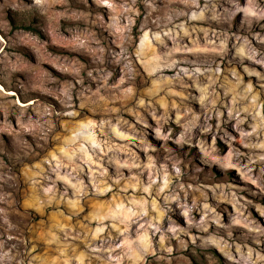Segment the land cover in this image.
Masks as SVG:
<instances>
[{"label": "rangeland", "instance_id": "374dc122", "mask_svg": "<svg viewBox=\"0 0 264 264\" xmlns=\"http://www.w3.org/2000/svg\"><path fill=\"white\" fill-rule=\"evenodd\" d=\"M0 264H264V0H0Z\"/></svg>", "mask_w": 264, "mask_h": 264}]
</instances>
